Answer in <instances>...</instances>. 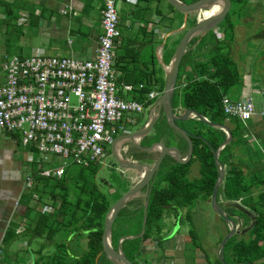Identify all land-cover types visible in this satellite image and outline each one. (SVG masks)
<instances>
[{
    "label": "trees",
    "instance_id": "1",
    "mask_svg": "<svg viewBox=\"0 0 264 264\" xmlns=\"http://www.w3.org/2000/svg\"><path fill=\"white\" fill-rule=\"evenodd\" d=\"M181 1L186 3L192 0ZM148 2L149 0H135L136 5L147 3L145 4L146 8H149ZM218 2L219 5L205 10L206 17L208 14L211 15L215 9L220 11L221 8H224L225 1L218 0ZM245 4L246 0H231V5L237 6L238 11L242 10ZM4 5L8 6V4ZM167 7L170 11L175 10L169 4ZM153 10L160 16L159 21L166 17V14L157 6ZM231 14L230 10L222 19L227 30L233 28ZM119 17L121 18L120 15ZM138 19L140 18L136 16V20ZM169 20L171 23L172 19L169 18ZM165 24L169 23L165 20ZM141 28L145 32V25ZM145 35L151 37V33L147 31ZM222 36L218 38L213 30L204 29L189 41L187 45L189 48L186 49L179 63L171 105L173 113L176 115H182L186 109H194L211 123L221 124L227 121L231 125L229 126L231 138L224 144L218 155L224 164V175L216 193V201L224 211L233 215L236 221L240 216L251 220L247 237L234 233L223 248L224 260L227 264H240L256 262L258 259L264 258V212L259 209V206L264 205V146L253 148L249 139L243 135V132L249 130L247 127L249 123L229 117L223 112L221 99L224 95H229L230 89L240 82V73L230 56L229 41L225 35ZM123 40V52L116 54V63L125 73L124 82L131 84L128 74L137 65V58L129 54L131 49L128 39ZM193 44H195L194 49L190 47ZM205 45L207 48L204 51L202 48ZM126 57L128 58L126 59ZM119 61H123V64H120ZM152 75V70L140 73V77L136 79L134 89H132V98L143 101L154 85L159 91H162L164 81L159 82ZM140 83L144 85L143 89H137ZM176 124L199 135L191 137L193 150L190 159L180 163L170 155H165L153 178V184L149 189L147 188L145 196L136 195L130 199L120 209L112 225L111 244L114 248L117 247L120 237L134 236L123 240L122 245H125L124 253L135 264H138L136 259L141 255L142 245L146 241H155L159 247L165 241V238L160 234L164 224V211L168 208L178 210V208L186 207V216L188 217L189 210L196 205L199 198H210L217 177V168L210 146L217 148L226 139V133L197 117H190L184 121L177 120ZM202 127L206 129L205 132L201 129ZM161 132L163 134H160ZM161 135L164 136L162 140L166 146H177L182 153L187 150V141L167 124L164 115H161L156 121L148 141L158 140ZM238 144L243 146L244 156L233 154L232 149ZM157 147L160 148L159 145ZM194 162H198L200 172V177L196 180L188 178L190 167ZM144 165L149 168L146 164ZM33 168V194H37L39 197L43 194L48 196L49 204L53 210L51 213L43 212L42 208L46 203L45 201L38 202V197L36 205L32 208L29 207L25 212L24 216L29 219L28 225L23 227L17 224L9 227L4 235V242L8 244L18 236L27 235L31 239H38L36 247L32 249L34 256L32 264H101L100 256L104 255L101 244L104 217L109 207L121 194H112L110 197L109 191L102 190L95 178L94 164L85 168L76 167V170L68 169L58 179L39 176L35 167ZM227 168H230L229 171ZM66 182L70 183L69 187ZM162 182L166 183L163 187L160 186ZM253 188L258 189L256 198L253 196ZM146 200L145 229L140 234ZM125 214L130 220H133L130 227L134 224V220L138 221L139 226H137L136 232H124L123 223L119 218L123 219L122 216ZM114 226H116L115 231H113ZM18 229L21 230L17 232ZM59 235L61 238L57 240ZM83 235L87 238L85 251L82 253L73 252L69 247L70 238ZM191 240L198 247L192 236ZM47 245L51 248L44 254L43 249ZM228 248L229 254H227ZM206 258V264H221L218 257L213 263ZM17 264L24 263L18 262ZM143 264L146 263L143 262ZM261 264H264V261Z\"/></svg>",
    "mask_w": 264,
    "mask_h": 264
},
{
    "label": "built area",
    "instance_id": "2",
    "mask_svg": "<svg viewBox=\"0 0 264 264\" xmlns=\"http://www.w3.org/2000/svg\"><path fill=\"white\" fill-rule=\"evenodd\" d=\"M117 2L104 0L93 58L47 55L34 48L26 56L8 55L2 63L0 132L18 134L39 176L58 179L68 169L101 161L115 138L128 133L123 121L132 118L127 114L150 109L160 94L151 89L144 101H138L122 96L116 85V41L124 36ZM213 31L222 37L219 26ZM119 85L125 91L134 89L131 84ZM143 88L141 83L137 87ZM221 105L225 115L243 122L257 114L251 96L232 100L224 95ZM258 114L264 118V101ZM52 156H58L59 162H53ZM33 183L34 173L29 171L25 185ZM52 210L50 204L43 205V212Z\"/></svg>",
    "mask_w": 264,
    "mask_h": 264
},
{
    "label": "crops",
    "instance_id": "3",
    "mask_svg": "<svg viewBox=\"0 0 264 264\" xmlns=\"http://www.w3.org/2000/svg\"><path fill=\"white\" fill-rule=\"evenodd\" d=\"M4 4H8V6ZM103 5L104 0H0L1 70L6 56L11 54L26 56L24 53L29 55L34 48L42 49L45 54H47L46 49H54L55 54L52 55H65L77 59L93 58L97 38L101 33L100 21ZM154 15L156 14L154 13ZM243 15L246 17L248 26L244 34L247 50L248 52L262 53L259 59H254L257 76L253 78L254 75H251L243 90L246 96L253 98L257 112L250 119L249 134L243 132V135L249 139L253 148H259L264 146V118L258 114L264 101V0H246ZM159 17L151 16L149 20L152 28L146 29L145 32L151 33L150 38L143 36L139 41L136 38L135 41L131 42L132 38L136 37L139 29L134 28L130 22H128V29L132 27L134 31L136 30V33L131 34L127 30L123 32L124 36L121 38L128 39L130 42L129 47L131 50L129 54L137 58V65L140 64L146 68V70L141 69L140 73L152 70V77L160 82L161 80L164 81L165 65L170 63L174 52L171 50L170 45L167 46V40L171 33L165 28L168 26L165 24V20L171 18V15H167V18L161 21L158 20ZM121 21L120 18V25ZM256 24L259 25L258 28H255ZM139 26L143 25L140 24ZM141 32L145 35L143 30ZM146 45L150 51V60L147 62L149 66L147 67L142 57ZM190 47H195V44ZM206 48L207 45L203 46L202 49L205 51ZM155 56L158 61H156ZM259 60L261 63H258ZM258 69H260L259 72ZM133 71L134 68H132L128 77L133 75ZM124 81L123 79L119 80V84H128ZM3 82L4 72L0 78V85ZM152 89L161 93L156 85L152 86ZM255 95L261 96L259 102H256ZM257 103H260V108H257ZM155 124L151 131L144 136L147 140L152 135ZM221 124L226 125L225 123ZM222 130L225 132L224 129ZM163 138L164 136L161 135L160 139L151 141L148 146L153 142H163ZM186 153L187 150L185 153L181 152L182 156H185ZM28 155L29 149L20 144L16 136L0 132V264H17L18 262L32 264L33 262L32 249L35 247H30L29 243L25 241V236H18L8 244L3 239L6 230L12 225L19 224L23 227L28 225L29 219L24 216L25 212L37 203L36 194L31 196L25 194V188L27 187L25 176L29 171L34 172L33 167L36 170V165L32 163ZM33 186L34 183L31 188ZM45 203L49 204V202ZM176 230L177 228L174 227L171 232ZM27 238L31 239L29 235H27ZM176 240L181 243H179L181 246L168 243L169 239L163 242L161 247L157 246L155 241V245L151 241H146L147 243L142 246L145 251L141 252L146 253V257L141 263L143 264L145 261L148 264L203 263L205 255L199 248L193 251L191 257H187L185 255L187 240L185 241L183 238H176Z\"/></svg>",
    "mask_w": 264,
    "mask_h": 264
},
{
    "label": "rangeland",
    "instance_id": "4",
    "mask_svg": "<svg viewBox=\"0 0 264 264\" xmlns=\"http://www.w3.org/2000/svg\"><path fill=\"white\" fill-rule=\"evenodd\" d=\"M148 3H149V8H146L145 4H147V3H145V4L139 3L136 5L135 2H131L129 0H118L117 11H118L119 15L121 16V20H122L121 25H119L120 31L123 33L125 31L129 30L128 33L135 34L136 30L134 31V29H132V27H130V29H128L129 27H127L128 22H130V23H132V26L134 28L139 29L138 33L136 34V37L134 36L132 38L131 42L135 41L136 38H137V41H139V39L142 38L143 36L146 38H149L150 37L149 35H144L141 32V30H143V29L139 25L140 24L145 25L146 29L152 28V27H150V23H149L151 16H154V17L156 16V18L159 17V15L157 13H155L156 15H154V10H153L154 8L153 7L155 5V7L156 6L160 7L161 11L164 14H166V16L169 14L171 15V18L169 17L170 19H172L171 23H170L169 18L165 17V18H167L166 22L169 23L168 26H166L165 28L169 33H171L169 39L167 40V46L170 45L171 50L174 52L183 30L194 20L196 14L193 12L188 13L186 26H185V28H182L183 18H184L183 13H181L177 10L170 11V9L167 7L165 0H159V1L149 0ZM220 6L222 7V4ZM221 9H223V8H221ZM230 10L232 13L230 15V19L233 22V28L230 30H227L225 28V25L222 22V20L219 22V24L217 26L220 27V30H222V32H224L223 35H225L226 39L229 41L230 56L234 60L235 64L237 65V68H238L239 73H240V82L237 85H235L234 87H232L229 91V96L231 97L232 100H234L236 98H242V97L245 98L246 93L243 90H244V87L246 85V81L249 79V77L251 75H254L253 78H255L257 76V68H256V66L254 67V64H255L254 59L255 60L259 59L262 53L261 52L253 53V52H248V50H247L248 48L246 46V37L244 34L246 33L248 26L246 23V17L243 15L244 8L242 10L240 9V11H238L237 6L234 7L231 5L228 12ZM136 16H138L140 19L136 20ZM139 21H141V22H139ZM258 26L259 25L256 24L255 28H258ZM240 34H242V35H240ZM123 45H124L123 38L117 39L116 48H115L116 54H120L121 52H123L122 51ZM45 52L47 54H51V55L55 54L54 49H46ZM24 54L27 55L28 53H24ZM142 57H143V62L146 64V67L149 66L147 62H148V60H150V51H149V47H147V45L144 46V51L142 52ZM156 61H158L157 57H156ZM115 63H116V57H115ZM119 63L123 64V61L122 62L119 61ZM258 63H261V61L259 60ZM261 66H263V65H261ZM114 69L117 72L116 85L121 90L122 96H124L126 98H132V91H125L119 85V80H121L125 77V73H123L120 70L118 63L115 64ZM141 69L146 70V68L140 64H139V66L136 65L134 67L133 75L130 76V79H131L130 83L132 86L135 85L136 79L138 77H140ZM259 71H260V69H258V72ZM1 76H3V72L1 70V64H0V78H1ZM260 98H261L260 95H255L256 102H259ZM156 99H154L153 102ZM239 100H241V99H239ZM257 108H260V103H257ZM127 115L131 116V118H132V122H128L125 120L123 121L124 128L128 132H133V131L139 129L140 127H142L144 125V122L145 123L147 122V119H148V115H144V117L141 118V117H139L140 115L138 113H130ZM246 123L247 124L250 123V120L246 121ZM225 124L227 125L228 128H229V126H231L227 121ZM201 129H203V132H205L204 130H206L203 127ZM229 131H230V128H229ZM249 131L250 130H248L246 133L249 134ZM160 134H163V133L161 132ZM13 135L16 136V138L19 140V142L21 144L20 137L18 136V134H13ZM179 141L183 142L182 140H179ZM171 142L173 143L172 139H171ZM124 146L129 147L127 150V153L125 151H124V153L122 152L123 155L125 156V158L127 157L126 159H133V160L138 161L139 163L151 165L152 163H150V162H152V160L156 156L155 155L156 152H155V154H152V152H147L146 150L142 149L141 147L142 146L145 147V145H143L141 141L139 142V146L135 145L131 141L125 142ZM243 150H244L243 146L238 144V145L233 147L232 152L235 156H238V155L244 156ZM108 151H109L108 154H106L103 158H101V161H97L94 164L95 165V178H96L98 184L100 185V187L102 188V190L105 192L109 191L111 193L109 196L112 197V194H114V195H116L118 193L122 194L128 188V186L130 184L131 177H132V171L127 169V168H124V167H119L117 165V163L115 162V160L114 161L112 160V157H111L112 151H111L110 145L108 146ZM51 158H52L53 162H55V163L59 162L58 156H52ZM102 161L105 162V164L102 163ZM74 169L76 170V167L72 168V170H74ZM227 169L229 171L230 168H227ZM199 177H200L199 165H198V162H194L190 167L188 178L196 180V178H199ZM66 185H67V187H69L70 183L66 182ZM165 185H166L165 182L160 183L161 187H163ZM25 189H26L25 190L26 195H28V196L33 195V188L26 187ZM141 193H142V191L140 189L138 194H141ZM257 193H258V189L253 188V196L255 198L257 196ZM144 195H145V192H143L140 196L144 197ZM35 196L38 199L39 196H37V194ZM40 201H45V202L50 203L48 196H46L45 194H43L41 197H39L38 202H40ZM259 209L262 210V212H264V205L259 206ZM186 213H187L186 207L178 208V210H176L175 208L174 209L168 208L167 210H165L164 216H163V223L164 224H163V228H162V231L160 232V234L163 237H165L166 240L169 239L168 243H173V245L181 246L180 245L181 243L178 242V240H176V238L177 239L183 238L185 241L187 240V243L185 244V246H186L185 255H187V257H191V255L193 254V251L196 248H199L200 251L203 252L205 257H207L206 259L208 261H211V263H213L215 258L218 257L217 256V250H218L219 243L222 240L220 238L223 237L228 231V221L225 220L222 215H220L219 213H217L213 210L211 203H210V198L209 199L199 198L196 202V205L192 209L189 210L188 217L186 216ZM239 215H241V214H239ZM122 217H123V219L119 218V220L123 223L124 232H131V233L136 232L137 226H139L138 221L134 220L135 221L134 224H132V227H130L131 226L130 223H131V221L133 222V220L132 219L130 220V218H128V215H126V214L123 215ZM177 218H178V220H177ZM236 222H237V227L235 229V234L244 235L245 237H247V230L250 227L251 220L245 219L243 216H240L239 220ZM141 227H142V225H141ZM174 227H176L177 230L175 232H171L172 228H174ZM115 228H116V226H114L113 231H115ZM111 233H112V229H111ZM191 236L195 239L198 247H196L193 244V242H191L192 241ZM25 237H26L25 241L29 243L30 247L31 246L33 248L36 247L38 239H36V238L29 239V238H27V236H25ZM60 238H61L60 235L57 236V240H59ZM124 240H126V239H124ZM43 241H44V238H43ZM86 242H87V238L84 235L83 236H73L70 238L69 247L75 253H82L86 249ZM147 242H145V243H147ZM151 243L153 245H155L154 241H151ZM124 247H125V245H122V242H121V249L123 250ZM50 248H51V246L47 245L43 249V253L46 254V252L48 250H50ZM144 251H145V249L142 248V252H144ZM123 252H125V251L123 250ZM126 253L129 254L128 251H126ZM229 253H230V250L228 248L227 254H229ZM145 254L146 253H141V255L138 256V259H136L138 264H142L141 263L142 260L145 259V257H146ZM263 261H264V258H261V259H258L256 262L261 264V262H263ZM100 263L101 264H114L110 259H108V257L105 254L100 256ZM145 263L148 264V262H146V261H145ZM202 264H206L205 258H204V261Z\"/></svg>",
    "mask_w": 264,
    "mask_h": 264
},
{
    "label": "water",
    "instance_id": "5",
    "mask_svg": "<svg viewBox=\"0 0 264 264\" xmlns=\"http://www.w3.org/2000/svg\"><path fill=\"white\" fill-rule=\"evenodd\" d=\"M165 1L175 10L184 14L182 28H185L186 26L188 13H191V12L195 13L196 8H200L203 11V13L200 16L195 15L194 21L183 30L181 37L177 43V46L174 50V53L172 55V58L170 60V70L167 71L165 68L163 89L161 93L158 95L157 99L153 102L149 110L147 122L142 127H140L139 129L133 132H128V133L117 136L111 145L113 159L115 160L117 165L119 167H124L127 169H129L128 168L129 166H132L135 169V173L130 180V184L128 188L109 207L107 213L105 214L102 232H101L102 251L108 257V259H110L114 264H135L121 249V242L124 239L133 238L134 237L133 235H125V236L120 237L118 239L116 248H114L111 244V229H112L114 219L118 215V212L120 211V209L123 206H125V204L130 199L136 196L138 192L140 191V189H142V187L149 186L150 188L152 186L153 178L165 155H170L171 157H173L180 163L187 162L190 159L192 150H193V144H192L191 137L199 136V135H195L189 132L187 129L177 125L176 121L177 120L183 121L190 117H197L198 119L204 121L210 126L224 129L226 133V139L217 148H213L212 146H210L213 152V155H214V161H215L216 168H217V177L214 182L213 189L210 195V203H211L213 210L219 213L220 215H222L223 218L228 221V231L223 236L222 240L220 241L218 250H217V256L221 264H227L224 260L223 248H224L226 241L229 239V237H231L235 233L237 222L233 215L228 214L217 203L216 193H217L220 183L222 182L223 175H224V164L221 162L218 155H219V151L224 146V144L231 138V132L229 131V128L226 125L219 124V123H211L206 117H203L199 112H197L194 109H186L182 115H176L175 113H173V110H172L171 96L176 86L179 63L187 49V45L189 41L194 36L201 33V31L204 29L213 30V28L217 26L219 22L227 14L228 10L231 7V0H224L225 5H224L223 10L214 20H211L210 22H205V18H206L205 10L211 3L216 2L218 0H192L186 3L182 2L181 0H165ZM161 115H164L167 124L171 128H173L175 131L180 133L184 137V139L187 141L188 143L187 153L185 156H182L181 151L177 146H174V145L166 146L161 141L153 142L151 143L149 147H146V148L142 147V149L146 150L147 152H157L158 153L157 157L155 158L154 162L151 165L146 164L149 167V170H148V173L143 176L141 174V167H140V165H143V164L139 163L136 160H132V159H119L115 153L114 147L119 141L133 142V138L135 136H139V141H140L141 138H143L145 135H147L151 131L153 125L156 123V121ZM134 144L139 146V142L134 143ZM158 145L160 146V148L157 147ZM146 212H147V200L144 203L142 229H141L140 234H142L145 229L146 215H147ZM240 264H260V263L254 261V262H243Z\"/></svg>",
    "mask_w": 264,
    "mask_h": 264
},
{
    "label": "bare ground",
    "instance_id": "6",
    "mask_svg": "<svg viewBox=\"0 0 264 264\" xmlns=\"http://www.w3.org/2000/svg\"><path fill=\"white\" fill-rule=\"evenodd\" d=\"M217 5H219L218 1L213 2L207 7V9H211L212 7L217 6ZM221 11H222V9L220 11L215 9L211 15L208 14V17L205 18V22H210L211 20H214L221 13ZM202 13H203V11L200 8L195 9L196 16H200ZM205 14H206V12H205ZM165 67H166V70L169 71L170 70V63L165 65ZM133 142L138 143L139 142V136H135L133 138ZM121 146H122V141H119L114 147L115 153L119 159H126L122 153V147ZM140 167H141V174L143 176L146 175L148 173L149 168H147L144 164L140 165ZM128 168H129V170L132 171V177H133V175L135 173V169L132 166H129Z\"/></svg>",
    "mask_w": 264,
    "mask_h": 264
},
{
    "label": "flooded vegetation",
    "instance_id": "7",
    "mask_svg": "<svg viewBox=\"0 0 264 264\" xmlns=\"http://www.w3.org/2000/svg\"><path fill=\"white\" fill-rule=\"evenodd\" d=\"M149 110H150L149 108H144L143 111L139 114V115H140L139 117L142 118V117H144V115H148V114H149ZM140 141L142 142L143 145H145V147L142 146L143 148L149 147L148 145H149L150 142L146 139V137L141 138ZM140 141H139V142H140ZM125 142H127V141H122V146H121V147L123 148V149H122L123 153H124V151L127 153V150H128V148H129V147L124 146ZM142 147H141V148H142ZM108 152H109V151H108ZM107 154H108V153H107ZM153 154H155V153H153ZM156 154H157V153H156ZM156 154H155V155H156ZM156 156H157V155H156ZM156 156H155V158H156ZM111 157H112V160L114 161V159H113V155H112ZM126 158H127V157H126ZM155 158H154V159L152 160V162H150V163H153L154 160H155ZM132 160H133V159H132ZM111 164H112V163H111ZM152 184H153V183H152ZM147 188L149 189V186H145V187H143V188L141 189L142 193L145 192V194H146V190H147ZM142 193H141V194H142ZM141 194H137V196H140ZM144 196H145V195H144ZM177 220H178V218H177Z\"/></svg>",
    "mask_w": 264,
    "mask_h": 264
}]
</instances>
